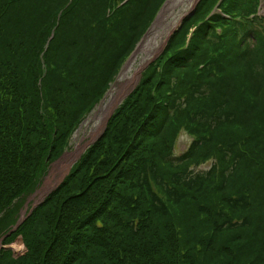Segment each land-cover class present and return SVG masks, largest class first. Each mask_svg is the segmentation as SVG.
<instances>
[{
	"label": "trees",
	"instance_id": "1",
	"mask_svg": "<svg viewBox=\"0 0 264 264\" xmlns=\"http://www.w3.org/2000/svg\"><path fill=\"white\" fill-rule=\"evenodd\" d=\"M165 1L0 0V264H264L262 0H200L6 235Z\"/></svg>",
	"mask_w": 264,
	"mask_h": 264
},
{
	"label": "rangeland",
	"instance_id": "2",
	"mask_svg": "<svg viewBox=\"0 0 264 264\" xmlns=\"http://www.w3.org/2000/svg\"><path fill=\"white\" fill-rule=\"evenodd\" d=\"M167 1V0H166ZM164 2V4L162 5V7H161V9L159 10V12H158V14L156 15V17L154 18V20H153V23L151 24V26H150V28L148 29V31L146 32V34L144 35V37L141 39V41L138 43V45L136 46V48L134 49V51L132 52V54L128 57V59L125 61V63H124V65H123V67H122V69H121V71H120V73L118 74V76L116 77V79H115V81L112 83V85H111V87L109 88V90L106 92V94H105V96L102 98V100L100 101V103L95 107V109L86 117V119L80 124V126L78 127V129L74 132V134H73V136H72V138H71V141H70V146H69V148H67L66 149V151L62 154V156L58 159V160H56L52 165H51V167H50V169H49V172H48V174H47V176L45 177V179H44V181H43V183L40 185V187L38 188V190L40 189H42L43 187H44V185H45V183H46V180L48 179V176H49V174H50V171H51V169L53 168V166L56 164V162L58 163V161L60 162L61 160H63V159H65L66 158V155L69 153V152H75V149L77 150V145H78V143L79 142H81V140H82V137H85V139L83 140V144H84V148L80 151V153L77 155V157L72 161V163L70 164V167L61 175L62 176V178L61 179H59L60 181L58 182V184L54 187V188H56L59 184H60V182L63 180V178L66 176V174H68V172L70 171V169H71V167L74 165V163L79 159V157L84 153V151L86 150V148L90 145V144H92L93 143V141L94 140H96V139H98V137L100 136V134L102 133V131L104 130V128H105V126H106V123H107V121H108V119H109V117L107 118V120H106V123H105V125H104V128H103V130L100 132V134L98 135V137L96 138V139H94V140H92V139H90L89 138V133L92 131V129H94L96 126H97V122L94 120V117H95V114L97 113V112H99V108H100V106H101V104H103V102L105 101V100H107V99H109L110 98V91L113 89V86L119 81V79L122 77V75H123V72H124V70H125V68L127 67V65L129 64V62H131V61H133L134 59H135V61H134V63H133V66L131 67V70L129 71V76H133L134 74H135V72L137 71V69H140V76H139V79H138V81H137V83L135 84V86L138 84V82H139V80H140V77H141V72H142V70L150 63V62H152L153 60H155V59H157L160 55H161V53H162V50L164 49V47H165V45H166V43H167V39L168 38H165L164 37V31H165V28H164V26L163 27H158V29L156 30V31H154V28H155V26H156V24H157V21L159 20V18H160V16H161V14H162V12H163V10L165 9V7L167 6V4L170 2V1H172V0H168L167 2ZM194 1H196V0H176V2H175V4H176V6H175V8H174V10L172 11H170L168 14H167V16H168V18H169V20H168V22H173V21H177L178 22V24L177 25H179V22L181 21V20H183V18L184 17H186V16H188L191 12H192V10L194 9ZM262 13H264V5H263V8H262ZM176 25V26H177ZM175 26V27H176ZM150 36V38H153V37H155V43H160V41L164 38V40H165V44H164V47H163V49L159 52V53H157L156 55H153L149 60H148V62L146 63L145 62V64H143L144 63V55H143V53H139L138 54V56H136V52H137V50H138V48H139V46L142 44V42L146 39V37L148 38ZM137 58V59H136ZM134 86V87H135ZM134 87L123 97V99L134 89ZM123 99L121 100V102L123 101ZM120 102V103H121ZM119 103V104H120ZM119 104L117 105V107L119 106ZM116 107V108H117ZM115 108V109H116ZM114 109V110H115ZM114 110H113V112H114ZM112 112V113H113ZM112 113L110 114V115H112ZM86 132V133H85ZM80 137V138H79ZM192 139H193V135H191L189 132H188V130H186V129H181V131L179 132V134L177 135V138H176V142H175V154L176 155H180L181 153H183V152H185L187 149H188V147L191 145V141H192ZM92 140V141H91ZM61 159V160H60ZM210 164H211V162H208V163H206L204 166H202L204 169H206V168H208L209 166H210ZM53 188V189H54ZM52 189V190H53ZM37 190V191H38ZM40 190L37 192V193H39L40 192ZM51 190V191H52ZM50 191V192H51ZM36 192L33 194V195H31L29 198H28V200H27V202L26 203H28L27 205H28V207H27V209H26V211L24 210L23 211V214H21V215H24L25 214V212H27V210L29 209V207H31V206H34L35 204H37L38 202H40L41 200H43L44 198H42V199H40L39 198V195H37L36 194ZM49 192V193H50ZM25 207H26V204H25V206H24V209H25ZM19 241H22V243H19ZM24 243V241H23V239H22V237H19L18 239H16V241H14V242H12V243H9V244H6V246H10V247H12V248H10L11 250H13L14 251V253L16 254V255H19V254H21V253H23L25 250V248H26V245H25V243ZM1 244L2 243H0V246H1ZM23 244V245H22ZM3 245V244H2ZM20 245H22V248H20ZM3 246H5V245H3ZM1 248V247H0Z\"/></svg>",
	"mask_w": 264,
	"mask_h": 264
},
{
	"label": "bare ground",
	"instance_id": "3",
	"mask_svg": "<svg viewBox=\"0 0 264 264\" xmlns=\"http://www.w3.org/2000/svg\"><path fill=\"white\" fill-rule=\"evenodd\" d=\"M176 0L170 1L165 9L163 10L159 20L157 21V24L154 28V31L158 29V27L165 28L164 31V37L168 38L175 26L178 24L177 21L168 22L169 18L167 14L172 10H174L176 4ZM156 37V36H155ZM155 37L150 38V36L142 42V44L139 46L136 56H138L139 53H143L144 55V63L153 56L159 53L165 44L164 38L160 41V43H155ZM155 40V41H154ZM137 59V58H136ZM135 59L127 65L125 68L122 77L119 79V81L113 86V89L110 91V98L105 100L103 104H101L99 108V112L95 114L94 120L97 122V126L92 129V131L89 133V138L94 140L98 137L100 132L103 130L104 125L106 123L107 118L110 116V114L113 112V110L117 107V105L121 102L123 97L135 86L137 83L139 76H140V69H137L135 74L131 77L129 76V71L131 70V67L133 66ZM146 62V63H147ZM86 133V132H85ZM80 138V137H79ZM85 137H82L81 142L77 145V150L75 149V152H69L66 155V158L61 160L58 163L53 166V168L50 171V174L48 176V179L46 180V183L44 187L40 190L39 193H36L39 195V198H44L60 181L59 179L62 178V174L70 167V164L72 161L77 157V155L80 153V151L84 148L83 140ZM91 140V141H92ZM61 177V178H60Z\"/></svg>",
	"mask_w": 264,
	"mask_h": 264
},
{
	"label": "water",
	"instance_id": "4",
	"mask_svg": "<svg viewBox=\"0 0 264 264\" xmlns=\"http://www.w3.org/2000/svg\"><path fill=\"white\" fill-rule=\"evenodd\" d=\"M44 200V199H43ZM43 200H41L40 202H38L37 204H39V203H41ZM37 204H35L34 206H36ZM33 206V207H34ZM26 207H27V204H26ZM33 207H32V209H33ZM31 209V210H32ZM25 214H26V212H25ZM25 214L24 215H22L21 216V218H20V221H18V223L16 224V226L9 232V233H7L6 235L8 236V235H10L13 231H15L16 229H17V227L19 226V224L25 219ZM5 235V236H6ZM24 244V243H23ZM3 245L1 244V246L0 247H2ZM6 248H9L10 246H5ZM10 248H12V247H10ZM24 250H26V248L24 249Z\"/></svg>",
	"mask_w": 264,
	"mask_h": 264
}]
</instances>
